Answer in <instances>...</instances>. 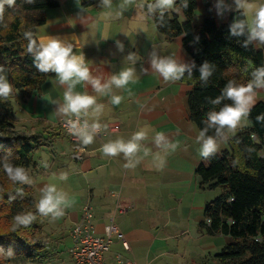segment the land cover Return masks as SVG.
Here are the masks:
<instances>
[{
	"label": "crops",
	"instance_id": "obj_1",
	"mask_svg": "<svg viewBox=\"0 0 264 264\" xmlns=\"http://www.w3.org/2000/svg\"><path fill=\"white\" fill-rule=\"evenodd\" d=\"M120 2L113 0L112 11L117 9ZM206 2L212 9L214 0H197L194 13V23L197 25L205 14ZM258 2L264 3V0ZM98 4L99 0H94L84 7L80 0V6L87 9L90 18L87 28L79 21L74 26L68 24V20L75 19L80 11L76 0H59L57 7L47 10L46 21L37 28L36 35H59L69 39L75 35L77 39L72 41L74 51L84 54L92 74L103 80L123 66H130L123 65V58L129 52H136L140 58L135 66L138 78L126 89H113L114 94L123 97L119 106L112 105L110 97H98L97 102L105 105L100 122L108 124V129L97 136L92 145L81 151V146L65 135L54 141L53 148L43 146L48 153L41 157V161L46 160L48 165L50 160L63 163L43 180L37 177L50 171L51 166L41 171V162L33 159L36 162L32 164L34 170L31 174L35 200L40 189L49 183L56 184L76 198V204L66 211L63 218L55 222L43 218L46 240L50 235L56 245L47 241L50 255L46 262L38 263L45 264L62 256L59 252L66 241V231L72 244V227L75 223L87 221L92 225V233L97 236L104 235L105 227L111 222L115 223L128 242L130 248L124 249L119 233L112 234L111 247L104 256L109 264H117V254L133 264H221L217 255L226 246L228 237L222 233H210L203 225V221H206L205 206L219 193L212 188L201 187L196 173L198 164L205 160L199 156V145L195 142L199 129L189 118L190 86L182 80L164 83L157 74L140 71L141 67H149L148 53L153 45L161 55L176 54L189 62L193 61L192 57L184 48L182 37H166L157 30L153 17L140 19L135 7H130L121 18L109 19L102 15L108 10L99 8ZM178 13L181 15V11ZM212 13L218 24L227 22L231 15L229 13L220 19L214 10ZM102 37H107V40H102ZM116 40L124 43V52L117 50ZM262 51L264 54V49ZM54 79L55 74L27 99L13 100L10 120L17 129L32 133L48 126L60 127L59 120L63 117L54 114L56 106L40 98V93H43L52 100L63 102L64 88L59 84L54 85ZM128 89H131V95ZM76 91L96 95L91 85H77ZM260 100H264V90L258 93L257 102ZM112 124H117L118 129L110 130ZM141 128L148 130V139L142 145L150 153L157 151L152 139L156 132L165 133L177 143L176 150L166 154V165L162 170L152 165V155L145 157L132 170L123 168L126 161L122 154L106 158L99 151L103 143L119 137L128 139ZM226 147L227 144L222 145L219 152ZM140 154L143 155V152ZM65 156H69L70 160ZM62 171L68 173L66 182L58 179ZM87 209L90 218L87 217ZM61 264H65V261L62 260Z\"/></svg>",
	"mask_w": 264,
	"mask_h": 264
},
{
	"label": "trees",
	"instance_id": "obj_2",
	"mask_svg": "<svg viewBox=\"0 0 264 264\" xmlns=\"http://www.w3.org/2000/svg\"><path fill=\"white\" fill-rule=\"evenodd\" d=\"M93 2L94 0H82L84 7ZM58 5L59 0H36L32 5L17 0L15 9L6 6L8 28L0 27V65L5 67L7 78L16 91L15 95L22 100L39 90L47 78L54 76V73L45 75L37 72L33 57L25 50L27 42L22 33L26 29H32L36 34L37 28L46 21L47 10ZM196 6L197 0H189L186 9L180 8L181 15L175 10L169 12L164 26L156 18L153 17V20L157 30L169 39L182 37L183 46L197 67L206 60L216 66L206 87L199 81L197 70H194L192 79H188L187 75L182 79L190 86L189 118L200 129L207 111L213 108L218 110L220 107L208 103V98L218 96L229 79L246 83L250 74H245L242 69L248 62H251L252 67L264 65V54L262 49L253 46L242 47L237 41H242L243 38L229 37L228 25L235 13H231L227 22L218 24L206 2L205 14L197 25L194 23ZM12 113L13 96L8 101H0V157L10 152L17 165L31 167L34 151L43 146L53 148L54 141L66 135L59 125L32 133L17 129L10 120ZM262 113L264 100L258 101L252 109L250 125L237 132L223 151L200 162L196 168L201 187L223 189L206 204V221H203L210 233H222L229 238L224 249L217 255L221 264H264V126L256 121V116ZM252 133L257 134L260 143L251 140ZM236 140L239 143H235ZM248 148L253 151L249 153ZM237 157L239 163L233 167L231 161ZM11 187L0 193V210H4L0 219L10 220L7 225L0 222V247L5 250L11 248L15 258H0V264H29L34 261L44 263L50 251L47 250L43 217L37 215L36 221L29 227H21L16 232L11 230L12 217L17 212H36L33 185L11 183ZM18 187L23 188V197L17 196L15 200H10L9 193L16 195L15 188Z\"/></svg>",
	"mask_w": 264,
	"mask_h": 264
},
{
	"label": "clouds",
	"instance_id": "obj_3",
	"mask_svg": "<svg viewBox=\"0 0 264 264\" xmlns=\"http://www.w3.org/2000/svg\"><path fill=\"white\" fill-rule=\"evenodd\" d=\"M112 2L113 0H99L98 4L99 8L108 10L102 15L109 19H119L130 7H135L138 18L154 17L161 26L167 23L165 17L169 12L173 10L178 12L180 8L186 9L189 6V0H179V6H177V0H121L117 9L112 11ZM23 3L32 5L36 3V0H23ZM76 3L80 6V0H76ZM6 6L15 9L17 0H0V27L4 29L8 28V22L5 19ZM212 10L220 19H224L229 13L236 14L228 25V34L229 37L243 38L242 41L239 39L237 41L242 47L253 46L256 49H264V3L258 0H214L210 11ZM89 20L87 9L80 6L78 15L75 19L70 18L68 24L74 26L79 21L88 28ZM22 36L27 42L25 50L33 57L37 72L45 75L54 73L55 79L52 83L64 88L62 103L52 100L43 93H40V98L56 106L54 114L64 118L63 123L67 133L74 138L75 142L81 146L80 150L83 151L94 143L97 136L108 129V124L100 122L105 105L97 102L98 97H110V103L119 106L123 97L114 94L113 89H126L129 84L136 82L138 77L135 66L140 58L136 52H129L123 58V65L130 66H123L118 72H114L103 80L102 77L92 74L86 63V56L74 51L72 41H76L75 35L71 39L59 35L38 37L32 29H26ZM102 40H107V37H102ZM196 40H199L198 36ZM115 44L118 51L124 52L125 45L122 41L116 40ZM148 64V68L141 67L140 71L144 74L155 73L164 83L178 82L186 75L188 79H192L194 70H197L199 81L206 87L216 71V66L207 60L197 67L195 61H185L176 54L161 55L155 45L148 53ZM242 71L250 74V79L246 83L229 79L218 96L208 98V103L220 107L218 110L213 108L207 111L206 118L202 120L203 127L195 136V142L199 145L198 154L205 161L216 156L222 145L227 144L237 132L249 126V117L257 103L258 93L264 90V65L252 67L251 62H248ZM80 84L91 85L96 95H90L87 91H76L77 85ZM128 91L131 95V89ZM12 95L13 85L7 78L5 67L0 65V101H8ZM256 121L264 126V113L257 115ZM110 130L114 129L110 126ZM250 138L255 143H260L256 133H252ZM146 139H148V130L141 128L132 133L128 139L119 137L103 143L99 151L106 158H115L122 154L126 161L123 168L132 170L145 157L152 155V165L162 170L166 165V154L175 151L178 147L177 143L165 133L156 132L152 139L157 151L150 153L142 145ZM235 143L239 141L236 140ZM141 151L143 155L140 154ZM247 151L250 153L253 149L248 148ZM238 163L239 157L231 161L233 167H236ZM41 166L44 169L49 167L46 160L41 161ZM0 170L6 174L13 185L31 186L34 183L30 170L15 164L10 152L0 157ZM58 179L66 182L68 173L60 172ZM15 194L9 193L10 200H15L17 196L23 197V188H15ZM75 204L74 195H70L54 183L45 184L34 203L36 212L28 210L17 212L12 217L11 230L16 232L21 227H29L36 221L37 215L48 219L49 222H55L63 218L66 211ZM0 258L14 259L15 253L11 248L5 250L0 247Z\"/></svg>",
	"mask_w": 264,
	"mask_h": 264
},
{
	"label": "built area",
	"instance_id": "obj_4",
	"mask_svg": "<svg viewBox=\"0 0 264 264\" xmlns=\"http://www.w3.org/2000/svg\"><path fill=\"white\" fill-rule=\"evenodd\" d=\"M63 120L64 118L59 121L60 127L69 135L64 127ZM111 127L113 129L118 128L116 124ZM69 137L73 138L70 135ZM86 211L87 217L90 218L91 214L89 209ZM114 232L119 233L117 225L113 222L105 227V234L102 236L93 234L92 225L91 223H87V221L75 223L71 229L72 244L69 247V253L75 264H109L105 261L104 256L111 247L113 241L112 234ZM119 236L123 248L129 249L130 246L125 237L121 233H119ZM116 260L117 264H133L131 261L124 259L121 254L116 255Z\"/></svg>",
	"mask_w": 264,
	"mask_h": 264
},
{
	"label": "rangeland",
	"instance_id": "obj_5",
	"mask_svg": "<svg viewBox=\"0 0 264 264\" xmlns=\"http://www.w3.org/2000/svg\"><path fill=\"white\" fill-rule=\"evenodd\" d=\"M16 91H14L13 89V100L16 101L17 99H19L20 97H18V95L16 96L15 95ZM250 125V123H249ZM245 129V128H244ZM243 130V129H242ZM58 141V140H57ZM56 150V149H55ZM48 153V150L47 148L45 147H42L36 151H34L32 153V158L36 161V162H41V157L44 155H46ZM54 157H56V154H54ZM66 159L70 160L69 159V156H65ZM36 162H33V164H36ZM63 163H58L57 161L53 162V160H50L49 161V165L51 166V170L42 174L41 176H38L37 178L40 179V180H43V179H47L50 175V173L52 172H55L57 167L61 166ZM41 166V165H40ZM26 169H29L30 170V175L32 174V171L34 170V168L31 167H25ZM45 170L43 167H41V171ZM48 169V168H47ZM46 169V170H47ZM9 184V185H8ZM8 185V187L6 186ZM12 187H11V182L7 179V176L6 174L0 170V193L1 192H6L8 190H10ZM214 189L215 191H217L219 194L223 191V189L221 187H215V188H212ZM39 194L40 193H37L36 196L37 198H39ZM35 197V196H34ZM0 200H1V197H0ZM4 210H0V215L2 214ZM5 216L7 215V213H4ZM0 222H3L5 225H7V223L10 222L9 219H0ZM45 230L47 231L46 227H45ZM48 239L47 241L48 242H52V244L56 245L55 241L50 237V235H47ZM67 237V238H66ZM64 238H66V241L65 243L63 244V246L61 247V250L59 253L62 255V256H59L57 259L55 258V260L53 261H50V262H47L45 264H57V262H59V264H61V261L64 260L65 261V264H75V262L73 260H71V257L68 253V248L71 246V241H70V237L66 231L65 233V236ZM64 238L61 239V241L64 240ZM229 239V238H228ZM228 241V240H227ZM64 250V251H63ZM55 255V254H53ZM59 255V254H58ZM57 257V256H56ZM62 259V260H58V259ZM30 264H39L37 261H34V262H31Z\"/></svg>",
	"mask_w": 264,
	"mask_h": 264
}]
</instances>
